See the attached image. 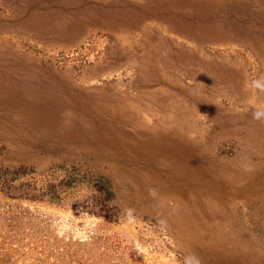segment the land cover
Here are the masks:
<instances>
[{
	"label": "rangeland",
	"instance_id": "1",
	"mask_svg": "<svg viewBox=\"0 0 264 264\" xmlns=\"http://www.w3.org/2000/svg\"><path fill=\"white\" fill-rule=\"evenodd\" d=\"M257 78L264 0H0V264H264Z\"/></svg>",
	"mask_w": 264,
	"mask_h": 264
},
{
	"label": "clouds",
	"instance_id": "2",
	"mask_svg": "<svg viewBox=\"0 0 264 264\" xmlns=\"http://www.w3.org/2000/svg\"><path fill=\"white\" fill-rule=\"evenodd\" d=\"M246 87L250 90V92L252 93V96L254 98H259L260 95L264 94V78L253 79V80H251V82L249 84L246 85ZM250 104H251V118H252V120L260 122V123H264V105H260L254 101H250ZM246 170L252 171L253 169L248 168ZM148 195L157 204L160 203L159 193H158L157 189L149 188L148 189ZM76 201L83 202V199H77V200H74L73 202H76ZM123 212H124V216H125V222L127 224H134L136 221L135 209L129 207V208L123 209ZM69 219H70V216H69ZM161 223H164V221H161ZM66 230H71L70 226ZM57 234L63 236L64 232L58 231ZM87 240H88V237L86 236V237H84V239L81 240V243H84ZM132 250H138V252H137L138 255L144 254V256H145V252L143 251L142 246H140L139 244H134ZM184 264H202V262H201L199 256H197L195 253H189L184 257Z\"/></svg>",
	"mask_w": 264,
	"mask_h": 264
}]
</instances>
